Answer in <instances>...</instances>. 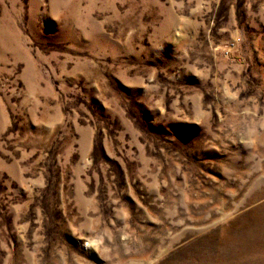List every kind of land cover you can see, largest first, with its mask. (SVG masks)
I'll return each instance as SVG.
<instances>
[{
  "label": "rangeland",
  "instance_id": "rangeland-1",
  "mask_svg": "<svg viewBox=\"0 0 264 264\" xmlns=\"http://www.w3.org/2000/svg\"><path fill=\"white\" fill-rule=\"evenodd\" d=\"M0 264H264V0H0Z\"/></svg>",
  "mask_w": 264,
  "mask_h": 264
}]
</instances>
